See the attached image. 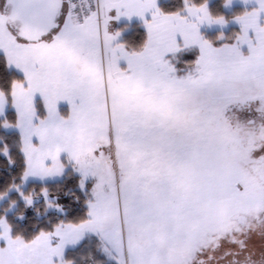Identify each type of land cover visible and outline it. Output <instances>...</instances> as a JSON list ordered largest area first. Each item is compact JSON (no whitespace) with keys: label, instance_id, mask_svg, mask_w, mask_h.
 I'll return each mask as SVG.
<instances>
[{"label":"snow or ice","instance_id":"1","mask_svg":"<svg viewBox=\"0 0 264 264\" xmlns=\"http://www.w3.org/2000/svg\"><path fill=\"white\" fill-rule=\"evenodd\" d=\"M0 68V264H264V0H0Z\"/></svg>","mask_w":264,"mask_h":264},{"label":"trees","instance_id":"2","mask_svg":"<svg viewBox=\"0 0 264 264\" xmlns=\"http://www.w3.org/2000/svg\"><path fill=\"white\" fill-rule=\"evenodd\" d=\"M139 35H140L139 30L134 28L129 34L125 36V40L130 44H138ZM3 71H4L3 68H0V75L3 74ZM4 167H5V161L3 159H0V178L6 179L7 177L4 175V172H3Z\"/></svg>","mask_w":264,"mask_h":264},{"label":"crops","instance_id":"3","mask_svg":"<svg viewBox=\"0 0 264 264\" xmlns=\"http://www.w3.org/2000/svg\"><path fill=\"white\" fill-rule=\"evenodd\" d=\"M131 31H132V30H131ZM131 31H130V32H131ZM130 32H129V33H130ZM129 33H128V34H129Z\"/></svg>","mask_w":264,"mask_h":264}]
</instances>
